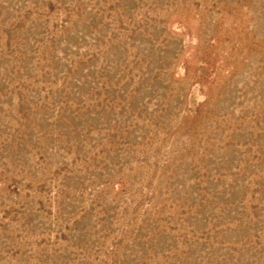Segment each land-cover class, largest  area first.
Returning <instances> with one entry per match:
<instances>
[{
  "label": "rangeland",
  "instance_id": "374dc122",
  "mask_svg": "<svg viewBox=\"0 0 264 264\" xmlns=\"http://www.w3.org/2000/svg\"><path fill=\"white\" fill-rule=\"evenodd\" d=\"M0 264H264V0H0Z\"/></svg>",
  "mask_w": 264,
  "mask_h": 264
}]
</instances>
